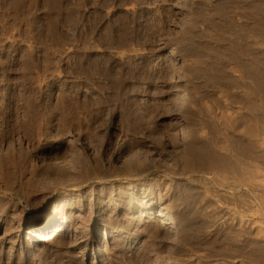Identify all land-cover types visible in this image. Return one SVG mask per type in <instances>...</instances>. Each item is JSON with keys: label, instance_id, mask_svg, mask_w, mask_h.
<instances>
[{"label": "rangeland", "instance_id": "374dc122", "mask_svg": "<svg viewBox=\"0 0 264 264\" xmlns=\"http://www.w3.org/2000/svg\"><path fill=\"white\" fill-rule=\"evenodd\" d=\"M191 144L264 168V0H0V264H264L260 208L239 222L211 200L257 192L211 183ZM146 193L172 205L171 236L123 217ZM54 203L66 223L28 248L26 213ZM108 222L129 230L116 247Z\"/></svg>", "mask_w": 264, "mask_h": 264}, {"label": "bare ground", "instance_id": "6f19581e", "mask_svg": "<svg viewBox=\"0 0 264 264\" xmlns=\"http://www.w3.org/2000/svg\"><path fill=\"white\" fill-rule=\"evenodd\" d=\"M74 143L73 139H68L66 144L64 146H72ZM191 149L194 150H200V152L208 157V165L207 172L204 174L206 176V179L209 180L211 183L216 185L218 188L225 189L230 188V191H233L235 188H249L251 190H254L257 192L256 195V201L255 202H248L243 203L240 206V209L237 210L226 203L221 202L216 197L211 199L214 204L217 205V208L220 209V211L223 213V215L227 218H231L232 220H238L239 222L244 221V217H252V214L254 212L255 206H258L261 210L260 218L264 217V168H260L255 163L252 162H246L238 158V156L230 155V158L227 159L223 155H219L216 151V148L214 150L212 148H203L199 149L197 146L191 144ZM222 151L229 153L230 149L225 146L222 147ZM232 153V152H230ZM152 173H156V169H152ZM1 173V168H0ZM44 173L52 178L53 181H56L58 183V179L60 178L61 181L69 180V172L66 170H63L61 168L55 167V166H47L44 169ZM183 173L176 171L173 173L172 177L175 180H183ZM119 177H110L107 180L113 181L118 180ZM131 178V175L127 174L121 177L122 180H127ZM103 181V182H102ZM109 182H105L103 178H100L98 176H91L87 178L84 181V184H89L91 186L96 185H105ZM124 184H127V182H123ZM142 187V183L138 182L135 185L136 189H139ZM78 187L73 186V188H70L68 191H77ZM80 188V187H79ZM55 191L51 192L50 197H55ZM142 204L138 207V211L135 207V204H131V206L128 208V212L125 214L122 212V215L124 218L128 219L127 214L129 213H135V212H144L141 216H143L144 224H152V225H160L163 226V228H160V232L164 234V236H171L175 231L177 230L178 221L177 216L175 215L173 211V207L170 203H165L164 201H161L159 199H155V197L151 193H146L144 196ZM127 199V198H126ZM49 200V199H48ZM99 210L100 215H96V219L92 221V226L90 228V233L85 235L83 238V242H85L87 245L92 246L95 243H98L101 241V237L99 235L98 227L99 224L102 223L103 215L107 209H105L103 206L100 207ZM70 209V208H69ZM59 204L54 203L52 207H41L40 209L36 210L35 213L28 212L27 214V223L25 226L29 229L28 235V248L39 246L43 243H46L55 232H59L61 229V226L66 223L67 217L59 216ZM67 211V209H66ZM63 212V210H62ZM73 212V211H72ZM118 212L121 213V211ZM34 214V215H33ZM247 214V215H246ZM72 213H70L71 216ZM102 215V216H101ZM99 216H101V219H98ZM260 218H254L259 225L264 224V221ZM252 219V218H251ZM140 223V221H139ZM141 224V223H140ZM104 228L107 231V237H103V241L105 246H115L114 244L117 240L124 241L128 238L129 230L126 226H116L112 227L111 223L108 222L104 225ZM95 236H92L93 233H95ZM103 247V245L101 246ZM99 247V249L101 248ZM98 249V250H99ZM100 251V250H99ZM260 251L264 252V246L260 247Z\"/></svg>", "mask_w": 264, "mask_h": 264}]
</instances>
